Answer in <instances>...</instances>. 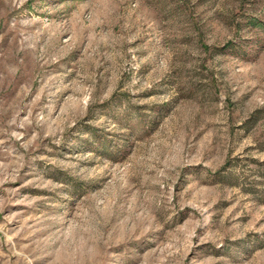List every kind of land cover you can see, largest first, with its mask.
<instances>
[{"label":"rangeland","instance_id":"rangeland-1","mask_svg":"<svg viewBox=\"0 0 264 264\" xmlns=\"http://www.w3.org/2000/svg\"><path fill=\"white\" fill-rule=\"evenodd\" d=\"M0 264H264V0H0Z\"/></svg>","mask_w":264,"mask_h":264}]
</instances>
